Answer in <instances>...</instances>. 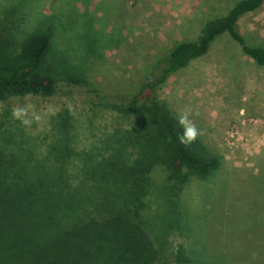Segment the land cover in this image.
Masks as SVG:
<instances>
[{
	"label": "rangeland",
	"instance_id": "obj_1",
	"mask_svg": "<svg viewBox=\"0 0 264 264\" xmlns=\"http://www.w3.org/2000/svg\"><path fill=\"white\" fill-rule=\"evenodd\" d=\"M237 1L0 0V45L15 48L36 30H49L54 48L48 74L78 81L61 80L47 98L1 100V129L35 157L52 144L59 116L69 121L78 152L116 129H130L131 121L98 105L97 96L133 92L158 58L195 39L208 18L223 15ZM237 26L249 46L264 48V4ZM158 98L177 120L189 113L199 131L190 146L218 163L204 179L190 176L175 200L177 216L163 215L168 204L152 199L148 229L161 260L170 263L181 254L189 264H201L193 253L200 250L208 264H264V65L223 35L204 56L171 74ZM20 104L34 106L43 117L39 125L26 129L12 119ZM49 105L54 115L45 114ZM151 178L158 188L165 173L155 167ZM0 213L1 230L7 212ZM8 220L13 229L17 219L8 214Z\"/></svg>",
	"mask_w": 264,
	"mask_h": 264
},
{
	"label": "trees",
	"instance_id": "obj_2",
	"mask_svg": "<svg viewBox=\"0 0 264 264\" xmlns=\"http://www.w3.org/2000/svg\"><path fill=\"white\" fill-rule=\"evenodd\" d=\"M263 4L238 0L223 15L208 18L195 39L175 44L158 58L133 92L97 96L98 105L132 123L130 129L104 135L97 146L76 151L63 116L53 121V142L37 157L0 127V209L7 212L0 230V264H189L181 254L170 263L161 260L148 229L154 218L150 203L163 201L168 204L163 215L177 216L175 200L190 176L204 179L218 163L194 146L179 143L182 129L160 102L158 89L223 35L263 66L264 48L249 46L237 26L242 16ZM53 48L51 33L43 29L15 48L0 45V101L51 97L61 80L77 84L76 79L57 80L48 74ZM155 167L165 173L158 188L151 178ZM8 214L17 219L13 229ZM168 224L166 220L160 226L166 229ZM256 240L251 239L253 244ZM202 252L193 253L201 264H208Z\"/></svg>",
	"mask_w": 264,
	"mask_h": 264
},
{
	"label": "clouds",
	"instance_id": "obj_3",
	"mask_svg": "<svg viewBox=\"0 0 264 264\" xmlns=\"http://www.w3.org/2000/svg\"><path fill=\"white\" fill-rule=\"evenodd\" d=\"M45 114H55L51 105L47 107ZM11 117L26 129H31L33 124L39 125L43 119L42 115L34 109L32 104H20L14 107L11 111ZM177 123L182 129V132L177 137L179 143L189 146L195 142L199 135V131L189 119V113L187 111L179 115Z\"/></svg>",
	"mask_w": 264,
	"mask_h": 264
}]
</instances>
